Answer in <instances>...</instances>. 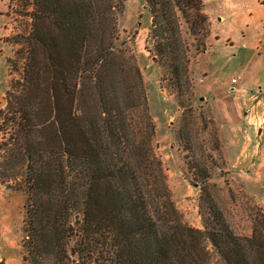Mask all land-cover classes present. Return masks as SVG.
I'll return each instance as SVG.
<instances>
[{
	"label": "trees",
	"instance_id": "1",
	"mask_svg": "<svg viewBox=\"0 0 264 264\" xmlns=\"http://www.w3.org/2000/svg\"><path fill=\"white\" fill-rule=\"evenodd\" d=\"M145 1L161 84L191 112L183 24L205 52L204 1ZM121 9L117 0H34L23 79L6 94L18 128L5 153L26 159L31 199L24 264H264L263 232L193 228L177 210L143 75L118 44Z\"/></svg>",
	"mask_w": 264,
	"mask_h": 264
},
{
	"label": "rangeland",
	"instance_id": "2",
	"mask_svg": "<svg viewBox=\"0 0 264 264\" xmlns=\"http://www.w3.org/2000/svg\"><path fill=\"white\" fill-rule=\"evenodd\" d=\"M117 1L122 6L118 14V44L134 57L143 75L149 112L156 125L155 154L162 162L168 188L183 220L202 230L205 226L219 228L224 223L236 235L250 239L255 233L264 235V137L259 138L255 129L246 133L235 129L229 105L234 91L232 79L239 76L231 74L240 66L236 62L227 64L221 73L225 80L231 75L230 78L219 83L218 90L209 89L211 71L203 57L211 51L210 43L216 41L213 24L222 19V32L229 33L239 21L229 9L217 10V6L227 2L256 10L260 0H203L210 29L205 52L196 51L183 24L184 35L192 43L189 68L193 95L183 99L192 105L191 112L180 106L167 84L166 88L161 84L163 70L149 51L153 43L147 2ZM8 4L2 11L5 21L1 25L6 35L0 38V264H24L31 199L25 182L26 159L9 158V147L5 151L18 128L14 115L7 110L6 94L12 83L16 85L23 79L34 0H10ZM248 32L252 33V28ZM219 100L228 103L225 108ZM181 130L188 139H180ZM213 262L222 264L216 256Z\"/></svg>",
	"mask_w": 264,
	"mask_h": 264
},
{
	"label": "crops",
	"instance_id": "3",
	"mask_svg": "<svg viewBox=\"0 0 264 264\" xmlns=\"http://www.w3.org/2000/svg\"><path fill=\"white\" fill-rule=\"evenodd\" d=\"M10 0H0V38L5 37V29L1 28L4 23L5 8ZM216 1V0H214ZM219 9H229L232 16L239 19L234 23L233 30L229 33L222 32L225 22L222 19L213 24L215 42L210 43L212 48L203 57L207 61V67L211 76L207 79L208 88L218 90L220 84L226 82L230 76L241 75L242 79L232 91V120L235 129L241 133L256 130L259 138L264 137V4L260 0V6L256 10L248 6L238 8L235 4L222 2L217 6ZM3 11V12H2ZM255 25V27H253ZM252 28V33L248 30ZM229 41V42H228ZM1 42V40H0ZM227 43L230 45L226 46ZM236 62L240 69L234 71L228 79L222 77V71L227 64ZM217 75V76H216ZM218 77V78H216ZM226 101L219 100L221 106ZM228 104V103H227ZM248 104V106L246 105ZM246 105V106H245ZM225 108V107H224ZM256 116V117H255Z\"/></svg>",
	"mask_w": 264,
	"mask_h": 264
},
{
	"label": "built area",
	"instance_id": "4",
	"mask_svg": "<svg viewBox=\"0 0 264 264\" xmlns=\"http://www.w3.org/2000/svg\"><path fill=\"white\" fill-rule=\"evenodd\" d=\"M241 79H242V76L241 75L236 76V77H234L232 79V82L231 83H232L233 89L235 88L236 85L239 84V82L241 81Z\"/></svg>",
	"mask_w": 264,
	"mask_h": 264
}]
</instances>
